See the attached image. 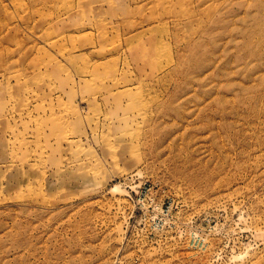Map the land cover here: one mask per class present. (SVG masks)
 Listing matches in <instances>:
<instances>
[{
	"label": "rangeland",
	"instance_id": "1",
	"mask_svg": "<svg viewBox=\"0 0 264 264\" xmlns=\"http://www.w3.org/2000/svg\"><path fill=\"white\" fill-rule=\"evenodd\" d=\"M0 264H264V0H0Z\"/></svg>",
	"mask_w": 264,
	"mask_h": 264
},
{
	"label": "bare ground",
	"instance_id": "2",
	"mask_svg": "<svg viewBox=\"0 0 264 264\" xmlns=\"http://www.w3.org/2000/svg\"><path fill=\"white\" fill-rule=\"evenodd\" d=\"M61 122H65V121L62 120ZM61 122H60V123H61ZM66 200H67V199H66Z\"/></svg>",
	"mask_w": 264,
	"mask_h": 264
}]
</instances>
